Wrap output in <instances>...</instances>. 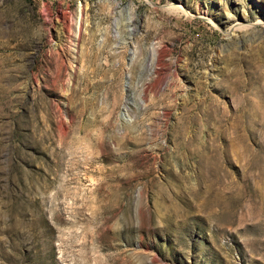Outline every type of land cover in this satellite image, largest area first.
Wrapping results in <instances>:
<instances>
[{"label":"rangeland","instance_id":"rangeland-1","mask_svg":"<svg viewBox=\"0 0 264 264\" xmlns=\"http://www.w3.org/2000/svg\"><path fill=\"white\" fill-rule=\"evenodd\" d=\"M0 264H264V0H0Z\"/></svg>","mask_w":264,"mask_h":264},{"label":"bare ground","instance_id":"bare-ground-1","mask_svg":"<svg viewBox=\"0 0 264 264\" xmlns=\"http://www.w3.org/2000/svg\"><path fill=\"white\" fill-rule=\"evenodd\" d=\"M162 55V54H161Z\"/></svg>","mask_w":264,"mask_h":264}]
</instances>
